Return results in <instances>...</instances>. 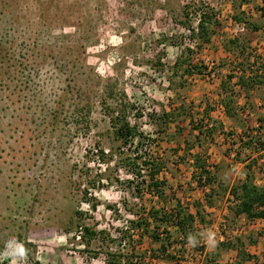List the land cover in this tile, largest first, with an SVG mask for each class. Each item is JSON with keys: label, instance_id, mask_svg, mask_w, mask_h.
Segmentation results:
<instances>
[{"label": "rangeland", "instance_id": "rangeland-1", "mask_svg": "<svg viewBox=\"0 0 264 264\" xmlns=\"http://www.w3.org/2000/svg\"><path fill=\"white\" fill-rule=\"evenodd\" d=\"M240 3L0 0V33L13 41L10 56L16 60V66H4L0 71V264H104L103 255L87 252L77 237L79 225L117 235L116 229L126 227L133 218L125 211L124 201L129 206L153 205L155 199L150 195L141 200L126 185L115 182L116 175L133 179L132 175L123 168L114 170L113 164L106 170L108 165L100 159L99 149H108L113 143L112 116L119 113L127 114L150 135L147 150L167 162L168 170L161 176L185 203L204 197L193 178L198 174L196 154L211 165L218 163L219 175L227 182L243 177V165L225 152L230 145V153L236 155L240 150L246 160L259 156L241 149L239 142L231 143L238 141L243 125L256 129L260 114L249 107L253 115L242 113L243 120H230L234 129L228 125L211 136L199 133L194 126L202 117L200 107L190 106L198 104L195 92L202 87L196 86L194 77L181 81L183 67H174L182 51L193 45V63L206 66L210 58L221 74L229 61L218 63L214 45L237 36L247 42L252 61L260 57L264 62V31H254L251 25L239 27L233 18L241 14L248 24L264 26V0ZM205 8L217 14L221 26L211 43L199 49L198 40L191 37ZM180 105L187 110L178 118L182 132L172 123L167 133L157 134L158 125L148 114ZM227 133L237 134L229 137ZM193 143L195 147L185 151ZM177 144L181 146L175 152ZM91 201L99 204L96 210ZM227 202L226 197L216 198L215 208H207L217 216L215 225L202 234L204 243L209 241L208 251L215 248L210 241L225 239V221L230 225L225 229L227 235L245 236L248 246L247 236L260 242L264 235L261 222L255 225L242 217L226 220ZM107 205H115L119 211ZM21 247L23 254L17 251ZM97 247L93 242L90 249ZM259 249L253 251L264 261V245ZM199 258L195 254L179 263L157 264H201Z\"/></svg>", "mask_w": 264, "mask_h": 264}, {"label": "trees", "instance_id": "trees-1", "mask_svg": "<svg viewBox=\"0 0 264 264\" xmlns=\"http://www.w3.org/2000/svg\"><path fill=\"white\" fill-rule=\"evenodd\" d=\"M246 2L248 0H241L239 5ZM262 8L264 10V6ZM216 16L214 12L210 13L206 8L202 9L198 30H193L191 37L192 40H198L197 48L200 49L204 43L211 42L214 34L217 33L221 24ZM233 18L236 23L251 25L254 31H264V26L255 23L248 24L247 19L241 14H234ZM11 42H13L11 39L5 38L0 33V71L4 66L7 68L16 66L15 57L10 56L13 51V44L9 47ZM224 46L227 51L234 52L238 58H242L238 65L241 74L231 72L220 82L221 94H230L223 95L219 103L223 106L226 115L237 122L243 120L242 112H239L235 106V91L231 87V81L237 78L236 84L240 86L246 98V104H251L252 107L255 105L252 102V91L256 90L264 109V62H260V57L251 60L252 53H246L247 42L239 36L225 41ZM194 52L196 51L190 45L182 51L175 62V68L183 67L180 75L183 82L187 80V77L209 74L207 65L193 63ZM203 102L198 104L193 102L190 106L191 108L200 107L199 113L202 114L194 130L211 136L218 129L222 130L224 124L212 116L216 107L209 101ZM180 106L171 107V110L164 109L161 113L148 114L150 120L158 125L157 134L167 133L172 123L182 132L178 118L186 107L185 105ZM140 114L139 117L142 116ZM190 116L191 121L194 122L192 113ZM257 122L256 129L253 127L248 129V126L243 125L238 141L231 143L234 146L239 142L245 150H253L259 155L249 158L250 160L246 162L240 150L236 153V159L244 163L243 177L232 184L226 182L219 175L221 166L218 163L211 165L208 159L196 154L194 155V166L198 174H195L193 178L200 189L204 190V197L202 200L185 203L178 191L170 187L167 179L161 176L168 170L167 162L159 155H154L147 150L152 140L150 135L141 131L136 123H132L127 114L119 113L112 116L113 143L108 149H99L100 159L108 165L106 170H111L113 164L114 170L123 168L133 178L120 179L116 175L115 182L126 185L134 192L136 198L143 200L145 195H150L155 201L150 206L144 203L129 206L124 201L125 211L133 218L128 219L126 227L116 229L117 235L108 229H98L96 226L87 224L79 225L81 229H77V237L85 244L86 251L98 257L102 254L104 264H157L163 261L179 263L186 258H194L195 254L200 257L201 264H218L224 253L231 252H234L233 264H247L251 260L259 263L260 257L248 250L245 236L236 235L230 238L227 235L225 229L230 228L227 221L222 223L225 239L220 241L215 249L208 251L202 236L208 227H213L216 223L217 216L207 211V208H215L216 198L226 197L228 201L224 209L226 220L232 218L235 221L237 218L245 217L247 222H253L264 219V185L256 182L259 174L264 175L263 114L257 117ZM211 123L213 126H210ZM233 134L237 133L229 135L227 133L229 137ZM180 146L181 144H177L173 150L178 152ZM194 147L195 143L188 146L185 151H190ZM230 151L233 150L229 145L225 152L226 156L231 154ZM91 203L92 209L96 210L99 204L92 201ZM107 208L119 211L115 205H107ZM78 213L81 214L80 211H76V215ZM247 238H249L250 245L257 243L255 237L249 235ZM93 242L98 244L97 250L94 251L90 249ZM35 264L42 263L35 261ZM259 264H264V261Z\"/></svg>", "mask_w": 264, "mask_h": 264}, {"label": "crops", "instance_id": "crops-1", "mask_svg": "<svg viewBox=\"0 0 264 264\" xmlns=\"http://www.w3.org/2000/svg\"><path fill=\"white\" fill-rule=\"evenodd\" d=\"M259 31H262V30H259ZM215 35V34H214ZM211 43V42H210ZM224 43H218L217 45H214V52L217 53V61L218 63H223L225 61H229V63H227V68H224L222 69V71L220 72L221 74H218L217 78L213 79V80H208L206 78V75H202V74H198L196 76H194L193 79H197L196 80V86H198V88H200V86L202 87V91H199V90H196L195 92V95H197L198 99V103H201L202 101H204L203 103H205L206 101H209L213 106H215V110L212 112V116L218 120H220L224 126H230V128L234 129L235 128V123H232L230 122V120L232 121L231 118H229L226 113H225V110L223 108V106L219 103L221 97L224 95H227V94H230V93H222L221 94V89H220V82H221V79H223L224 77H226L229 73H235L237 75H240L241 74V69L238 67L240 61L242 58H238L236 56V54H234V52H229L227 51V49L225 48L224 46ZM213 47V45H209V48ZM252 50V49H251ZM250 51V47H247V51L246 53L248 54ZM255 52H256V49H255ZM244 58V56H243ZM228 65H230L231 67H229ZM223 68V67H222ZM191 79V78H190ZM236 81H237V78H234L232 81H231V87L234 89L233 91H235V94H234V98L236 100V104L235 106L239 109V112H242V113H245L246 115L247 114H250V115H253L247 108L251 107V110L252 112H254L255 114L258 113V114H263L264 115V109L262 107V104H261V100L260 98L257 96V92L255 91V97L256 98V102H255V105L254 107H252V105L250 104H246V98L244 96V94L241 92V88L239 85L236 84ZM200 83V85H199ZM195 86V87H196ZM254 91H252V94H253ZM196 97V98H197ZM214 101V103L212 102ZM234 124V125H233ZM238 139V138H236ZM227 145V144H226ZM241 149H244L241 147ZM245 150V149H244ZM230 156H234V160L236 161L237 165L239 164H242L244 166V163L240 162L239 160L236 159L235 155L234 154H230ZM250 160V159H249ZM249 160H247L246 162H248ZM226 181V179H223ZM227 182V181H226ZM229 182V181H228ZM256 182L260 185H264V175L259 174L256 178ZM233 182H231L232 184ZM203 197H201L200 200H202ZM187 200H189L187 198ZM242 219H245V217H242ZM262 223L264 225V219H258L256 221H253V222H250V223H253L256 225V223ZM257 239V238H256ZM220 241H223L222 239L220 238H217L216 241H210V244H215L213 246H215V248L217 247V244L220 242ZM262 241V243H261ZM258 243V244H257ZM256 244H253L251 246H248V250L252 253V254H255V250L253 251V249H256V248H260L259 250H261V245H264V235L261 237L260 236V242L257 241ZM206 246L209 244V241H206ZM214 248V249H215ZM208 250V248H207ZM213 250V249H212ZM263 250V249H262ZM264 251V250H263ZM234 252H231V253H224L221 260L219 261L218 264H233L234 263ZM259 255V254H258ZM262 260H260L261 262ZM259 262V263H260ZM257 262H255L254 260H251V261H248L247 264H259Z\"/></svg>", "mask_w": 264, "mask_h": 264}, {"label": "built area", "instance_id": "built-area-1", "mask_svg": "<svg viewBox=\"0 0 264 264\" xmlns=\"http://www.w3.org/2000/svg\"><path fill=\"white\" fill-rule=\"evenodd\" d=\"M237 25L240 27H243L244 28V26H245V24L244 23H237ZM194 30H198V28L197 29H194ZM239 30H243V29H239ZM193 42V41H192ZM191 46H193V45H191ZM205 63H206V65H207V67H208V75L207 76H209V78H216V76L218 75L217 74V69H215V66H216V61H214V60H212V59H210V58H207L206 59V61H205ZM213 69H215L214 71H212ZM210 126H213V123H211L210 124ZM222 240H224V239H222Z\"/></svg>", "mask_w": 264, "mask_h": 264}, {"label": "clouds", "instance_id": "clouds-1", "mask_svg": "<svg viewBox=\"0 0 264 264\" xmlns=\"http://www.w3.org/2000/svg\"><path fill=\"white\" fill-rule=\"evenodd\" d=\"M85 207H87V206H85ZM17 251L20 252L21 254H23V251H24V250H23V248L21 247V248L17 249ZM14 264H15V262H14Z\"/></svg>", "mask_w": 264, "mask_h": 264}]
</instances>
